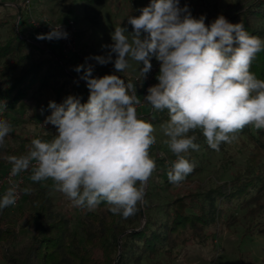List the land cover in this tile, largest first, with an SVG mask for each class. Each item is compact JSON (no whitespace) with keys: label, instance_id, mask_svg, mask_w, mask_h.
I'll return each mask as SVG.
<instances>
[{"label":"clouds","instance_id":"1","mask_svg":"<svg viewBox=\"0 0 264 264\" xmlns=\"http://www.w3.org/2000/svg\"><path fill=\"white\" fill-rule=\"evenodd\" d=\"M139 12L128 17L130 34L116 26L113 43L102 46L109 49L107 54L91 59L102 66L114 63L119 73L134 60L143 65L142 78L151 71L152 57L159 62L158 83L148 88L144 101L155 111L167 110L169 119L161 129L176 157L167 176L170 183L179 184L196 166L185 155L200 147L190 133L199 130L209 147L219 151L248 125L264 129V80L250 71L256 55L264 51V40L223 15L206 25L205 16L193 17L180 0H150ZM67 35L59 25L36 38ZM74 70L83 73L88 101L81 104L73 96L61 104L50 101L51 115L41 126H54L53 138L32 139L26 154L5 157L11 164L10 176L31 170L33 182L51 179L72 207L91 211L103 202L113 214L127 219L136 213L156 170L150 155L156 129L137 116L141 101L133 81L115 74L94 77L92 65ZM2 108L7 109L6 103ZM11 131L8 121L0 119V147ZM18 189L10 181L0 197V210L15 205Z\"/></svg>","mask_w":264,"mask_h":264},{"label":"trees","instance_id":"2","mask_svg":"<svg viewBox=\"0 0 264 264\" xmlns=\"http://www.w3.org/2000/svg\"><path fill=\"white\" fill-rule=\"evenodd\" d=\"M81 2L85 19L94 22L103 0ZM228 21L232 24L242 23L250 35L264 40V0H252L236 11ZM6 24L0 21V30ZM37 52H41L44 57L33 62ZM10 57L15 58V63L11 67H0V119L8 121L11 126L18 122L20 115H24V108L29 100L36 99L47 91L52 94L53 101L57 104L63 103L68 96L78 98L81 104L88 101L90 93L86 82L80 77L69 75L63 67L61 54L39 47L18 29L8 32L5 39L0 41V61ZM19 67L18 74L6 83V72ZM250 71L258 79L264 80V51L256 55ZM3 103H6L7 109L2 108ZM42 113L45 116L51 115V109L46 107ZM138 118L153 125H162L169 119L167 110L155 111L149 104ZM190 134L197 136L195 143L200 147L210 148L200 131ZM236 135L254 140L255 144L244 169L234 173L230 180L205 192L185 191L175 196L166 206L164 222L156 221L148 213L149 204L144 198V221L140 227H126L121 222V215L113 214L103 202L91 211L78 208L86 220L82 229L83 240H79L75 232H70L66 221L51 214L49 189L43 185V181L33 182L30 178L31 170L27 171L21 189L20 204L27 202L29 207L28 210L21 211L26 222L19 230L30 231L33 237L21 254L7 259V264H141L144 257L153 258L158 254L171 261L175 247L204 245L206 241L212 240L213 235L208 231L209 228L221 220L235 202L250 198L254 205L252 218L264 214L261 199L252 196L254 192L258 195L264 190V168L259 169L264 158V129L248 125ZM7 138H15L19 142L15 150L6 152L7 156H18L24 154L23 146L29 145L32 139L50 141L53 135L29 139L11 131L5 137ZM4 170L5 162L0 156V175ZM199 172L200 169L195 167L179 184L188 182ZM167 173L166 171L161 179L163 186L169 189L177 184L169 182ZM28 186L31 191L24 193L22 190ZM145 190L147 195L148 188ZM6 209L7 207L0 210V252L16 238L14 228L1 229ZM140 212L137 207L138 218L141 216ZM258 234L264 239V224Z\"/></svg>","mask_w":264,"mask_h":264},{"label":"rangeland","instance_id":"3","mask_svg":"<svg viewBox=\"0 0 264 264\" xmlns=\"http://www.w3.org/2000/svg\"><path fill=\"white\" fill-rule=\"evenodd\" d=\"M29 1V3H27ZM252 0H180V6L187 5L191 14L195 18L205 16V24L210 25L218 16L223 15L227 20L232 15L250 3ZM150 0H103L102 8L94 22L85 19L83 14V4L81 0H0V21L6 22V26L0 30V41L4 40L6 34L17 30L39 47H43L57 54H61L63 67L71 76L81 77L83 74L77 73L74 69L78 65H92L93 76L102 77L104 75L115 74L122 79L133 81L136 87V94L141 103L136 106L137 116H141V111L148 104L144 101L147 90L150 86L158 83L156 77L159 74L160 64L152 57V63L157 67L149 85L143 81L140 75V68L143 65L134 60H129V67L122 73L116 72L114 63L99 65L91 57L106 55L109 49L102 47L113 43L111 34L116 26L125 27L127 32H132V26L127 23L129 16H139V9L148 6ZM32 20L45 27L62 25L68 20L76 24L75 50L74 54L65 56L62 44L59 39L38 40L40 34H47L45 30H38L32 26ZM126 35H128L126 33ZM44 55L41 52L33 58V62H38ZM86 58H88L86 60ZM115 54H113V60ZM15 58L0 61L1 66H12ZM19 68L6 72V83L10 78L17 75ZM148 86V88H147ZM50 92H44L40 97L31 99L24 108V115H20L18 122L12 125L15 134H21L25 138L54 135L56 129L50 126L40 129L38 124L49 115H44L43 110L53 101ZM156 129V143L152 146L150 155L156 162V170L148 180L146 188L147 195L144 198L148 201V213L158 222L165 221V211L168 203L175 196L183 194L185 191L205 192L217 184L230 180L231 176L245 167L247 159L252 155L254 140L244 136H237L232 143H222L220 150L199 147V150H189L186 157L192 160L200 169V172L193 176L188 182L177 184L172 188H165L161 179L162 175L169 171V165L176 159L175 155L164 143L167 139L163 135L161 125H153ZM199 131V130H198ZM258 144V143H257ZM19 142L15 138L5 139L3 147H0V156L4 159L5 169L10 163L5 159L7 151L15 150ZM259 145V144H258ZM24 154L27 153L30 144L23 146ZM156 160H162L157 162ZM264 168V158L259 164V169ZM43 185L49 189L50 212L53 216L67 222L70 232H75L79 240H83V226L85 217L81 210L72 207L67 198L54 188V182L49 179L43 181ZM30 189V187H27ZM146 191V190H145ZM252 196H258L264 204V190ZM0 197H2L0 193ZM143 201L137 205L142 211L138 218L136 213L127 219L121 216V222L128 228L140 227L143 224ZM28 203L22 202L15 208L7 207L2 217L1 229L12 227L15 230L16 238L10 246H4L0 252V264H7V259L13 255H19L25 249L33 234L30 231L22 232V227L26 220L23 219L21 211L28 210ZM253 203L250 198L235 202L225 213L223 218L209 228L213 235L212 240H208L204 245L188 246L185 248L175 247L174 258L166 260L161 254L153 258L144 257L141 264H264V239L258 234L262 224H264V214L252 218ZM141 213V212H140Z\"/></svg>","mask_w":264,"mask_h":264},{"label":"built area","instance_id":"4","mask_svg":"<svg viewBox=\"0 0 264 264\" xmlns=\"http://www.w3.org/2000/svg\"><path fill=\"white\" fill-rule=\"evenodd\" d=\"M27 3H29V1H27ZM32 26L35 29L38 30H45L46 33H49V27L48 25H46L45 27L39 25V23L35 22L34 20H32ZM59 25H56L54 27H58ZM62 31L66 32L67 38H61L59 39V41L62 44V48H63V53L65 54V56H68L69 54H74L76 52L75 50V35H76V24L74 23V21L72 20H68L65 23H63L62 25H60ZM152 64V68L151 71L146 75V78H143V81H145V83L147 85L150 84V82L153 79V76L155 75L156 71H157V67L152 63V61H150ZM148 88V86H147ZM45 121V119L41 120L38 124V127L40 129H45L50 127L51 125H46L45 127H42L41 124H43V122ZM170 169V165L168 167ZM10 172H11V164L7 166V168L1 173L0 175V193L3 196L4 193L6 192V190L8 189V187L10 186V181L12 183L18 184L19 185V189H18V198L16 200L15 205H12V208L17 207L20 202H21V189L24 185V177L27 171L22 172L20 174H18L15 177L10 176Z\"/></svg>","mask_w":264,"mask_h":264},{"label":"water","instance_id":"5","mask_svg":"<svg viewBox=\"0 0 264 264\" xmlns=\"http://www.w3.org/2000/svg\"><path fill=\"white\" fill-rule=\"evenodd\" d=\"M141 214H142V211H141Z\"/></svg>","mask_w":264,"mask_h":264}]
</instances>
